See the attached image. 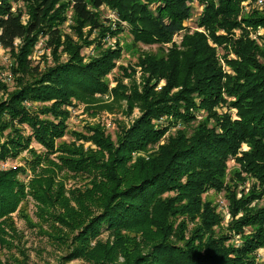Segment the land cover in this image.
Wrapping results in <instances>:
<instances>
[{
  "label": "trees",
  "instance_id": "1",
  "mask_svg": "<svg viewBox=\"0 0 264 264\" xmlns=\"http://www.w3.org/2000/svg\"><path fill=\"white\" fill-rule=\"evenodd\" d=\"M19 1L0 0V44L12 52L15 65L11 71L17 85L7 102L0 103V120L8 113L12 121L29 124L34 135L27 141L34 137L53 152L51 139L62 135L69 115L64 108L67 99L107 89L103 79L114 52L98 54L88 65L72 57L47 68L41 77L25 81L26 75L39 71L28 60L39 36L48 37L46 48L55 53L64 36L61 26L68 9L80 33L87 25L98 30L100 38L115 35L123 29L114 31L100 21L101 7L107 4L137 36L150 44H166L192 18L189 3L195 0H30L27 24L21 10L14 9ZM198 1L206 8L197 25L208 35L186 34L183 50L173 45L168 54L147 55L143 60L150 78L144 94L136 90L132 94L144 105V115L115 149L107 144L113 151L112 165L105 168L102 182H95L87 193L91 205L102 207L88 215V204L79 203L78 198L79 209L70 212L66 205L69 218L57 219L77 230L72 240L79 246L64 258L67 263L82 259L83 264H260L256 252L264 249V48L247 29L264 27V14L257 10L240 22V4L245 0ZM151 5H157L154 18L148 15ZM235 29L242 30L238 38ZM219 30L227 35H217ZM20 39L23 45L16 49ZM209 41L224 49L232 47L236 59L226 55V61L235 75L222 69ZM157 78L168 82L161 91L151 86ZM0 87L7 84L0 81ZM37 103L41 106L33 111ZM220 107L236 109L237 118L230 112L219 114L216 109ZM201 111L205 112L203 120L198 118ZM31 112L53 120H40ZM164 117L175 123L176 133L154 151L170 130L153 125ZM100 134L99 130L100 137H95L99 143L103 141ZM100 145L105 148V143ZM243 145L249 150L244 151ZM140 153L148 156L134 160V154ZM8 157L0 155L2 160ZM39 159L52 162L48 155ZM230 160L235 162L231 170ZM70 161L77 166L80 160ZM87 163H80L81 169ZM19 171L9 170L0 178V219L15 210L23 195V186L15 179ZM212 190L224 192L232 218L227 227L223 214L204 200ZM105 233L106 241L101 239ZM238 236L242 238L239 246L234 244Z\"/></svg>",
  "mask_w": 264,
  "mask_h": 264
},
{
  "label": "rangeland",
  "instance_id": "2",
  "mask_svg": "<svg viewBox=\"0 0 264 264\" xmlns=\"http://www.w3.org/2000/svg\"><path fill=\"white\" fill-rule=\"evenodd\" d=\"M29 5L30 0H20L18 3H14V9H19L23 13L24 24H27L30 19ZM189 5L193 8L192 18L186 20L184 29L166 44L157 42L150 44L144 36H137L133 27L128 25L117 11L107 4L101 7L100 21L106 27L110 25L114 31H117L118 28L123 29L115 35L108 34L104 39L100 38L99 31L87 25L81 28L80 33L71 9H68L65 13L66 21L61 26L64 36L55 53L46 48L48 37L39 36L32 55L28 57L31 67L38 68L39 71L37 73L34 71L33 76L26 75L25 81H28L29 78L41 77L46 73L47 68H52L57 63H65L72 57L83 65H88L98 54L112 51L114 52L112 53L113 59L109 71L103 79L107 89L95 90L96 92L93 91L88 97L79 98L73 95L67 99L68 104L64 108L69 115L65 120L66 125L63 133L51 139L54 144V153L49 152L50 150L34 137L31 142L27 141L34 135L29 124L20 125V121H12L8 117V113L2 117H6L5 120H0V155L1 153L9 155L5 160L0 159V178H4L5 172L9 170H20L15 179L23 186V195L18 198L19 202L15 210L0 219V264L84 263L82 259L68 263L64 260L73 248L79 246V243L74 244L72 240L77 230L72 231L68 221H58L57 219L69 218L66 205L70 212L72 209H79L78 198L81 200L79 203L88 204V208H90L88 215L97 214L102 207L100 204L91 205L87 193L92 191L95 182H102L106 177L105 168L112 165L113 151L107 144L112 143L113 149H115L118 145L117 142L125 132L144 115L142 107L144 105L141 106V101L132 94L135 90L144 94V88L150 78L143 60L147 55L164 56L169 53L173 45H176L179 50H183L182 43L186 34L192 35L199 32L208 35L204 28H199L197 25L198 19L206 8L205 4L195 0ZM60 6L58 4L56 9H59ZM156 8L157 5L150 6L151 13L148 15L152 18L156 17L154 14ZM240 8L241 13L238 20L241 22L242 18L257 10L264 14V0H245L240 4ZM242 26L247 28L244 24ZM247 31L251 38L264 48V27H258L256 30L251 28ZM233 32L238 38L242 30L235 29ZM217 35L227 34L224 30H219ZM22 45L23 42L20 39L16 42L15 48L21 49ZM209 45L216 50L222 69L228 74L235 75L226 61V55L229 60L236 59L232 47L224 49L222 46L213 44L212 41H209ZM16 52L18 53L17 50ZM5 58L9 60V64L4 62L5 68L12 69L15 65L12 52H7ZM20 75L18 74V77ZM167 84L166 79L157 78L153 79L151 86L155 87V91H161ZM16 86L13 77V83L5 88L0 87V103L7 102L8 94L13 92ZM228 100L235 99L228 98ZM196 102L199 103V100L196 99ZM50 105L52 104L47 103V106ZM39 106H41L40 103L35 104L33 111H35V107ZM216 110L219 114L230 112L234 119L237 118L236 109L229 110L227 107H220ZM35 115H38L40 120H53L52 116L39 112L32 113V116ZM198 118L203 120L205 112L198 113ZM170 120L171 118L164 117L153 121V125L159 126V129L170 128L160 144L153 147L154 151H158L159 147L176 133L175 123ZM177 127L181 128V125ZM99 130L103 137L101 143H105L104 149L100 145L101 143L97 142L100 137L97 135ZM15 145L19 147H15ZM243 150L247 151L249 148L243 145ZM154 151L152 150L150 153ZM15 152L18 153L17 156L11 157L12 154H16ZM47 155L52 161L48 164L39 159L40 157L45 158ZM138 156L147 157L148 154H134V160ZM70 160H80L79 165H71L72 161ZM83 162H88L85 169H81L80 163ZM234 167V160H230V170ZM247 187H250V184H247ZM19 191L20 189L15 193L19 194ZM204 200L211 202L217 207V211L223 214V225L227 227L232 218L224 192L216 193L212 190L204 195ZM107 238L108 235L105 233L101 239L106 241ZM234 244L241 245L242 238L236 237ZM256 254L257 261L260 264L264 263V249H258Z\"/></svg>",
  "mask_w": 264,
  "mask_h": 264
},
{
  "label": "built area",
  "instance_id": "3",
  "mask_svg": "<svg viewBox=\"0 0 264 264\" xmlns=\"http://www.w3.org/2000/svg\"><path fill=\"white\" fill-rule=\"evenodd\" d=\"M260 3H263V2H260ZM16 42H15V45H16ZM9 51L10 49H7L3 45L0 44V81L7 85H10L11 83H13V74H12L11 68L9 67V69H6L4 65V62L9 64V60L5 58V55Z\"/></svg>",
  "mask_w": 264,
  "mask_h": 264
}]
</instances>
